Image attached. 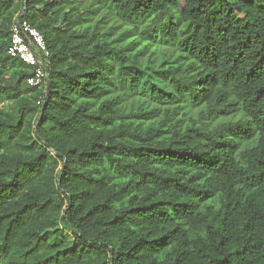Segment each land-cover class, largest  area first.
<instances>
[{
  "label": "trees",
  "instance_id": "1",
  "mask_svg": "<svg viewBox=\"0 0 264 264\" xmlns=\"http://www.w3.org/2000/svg\"><path fill=\"white\" fill-rule=\"evenodd\" d=\"M24 1L39 86L6 52ZM24 1L0 0V264H264V0Z\"/></svg>",
  "mask_w": 264,
  "mask_h": 264
},
{
  "label": "built area",
  "instance_id": "2",
  "mask_svg": "<svg viewBox=\"0 0 264 264\" xmlns=\"http://www.w3.org/2000/svg\"><path fill=\"white\" fill-rule=\"evenodd\" d=\"M23 11L22 8L13 18L6 52L31 66L32 74L26 78V84L39 86L47 77L43 60L49 56V50L40 31L27 20L21 19Z\"/></svg>",
  "mask_w": 264,
  "mask_h": 264
},
{
  "label": "rangeland",
  "instance_id": "3",
  "mask_svg": "<svg viewBox=\"0 0 264 264\" xmlns=\"http://www.w3.org/2000/svg\"><path fill=\"white\" fill-rule=\"evenodd\" d=\"M88 1H89V0H88ZM236 14L238 15L239 18L242 17V13H241V12L237 11ZM112 17H113V15H111V18H112Z\"/></svg>",
  "mask_w": 264,
  "mask_h": 264
},
{
  "label": "water",
  "instance_id": "4",
  "mask_svg": "<svg viewBox=\"0 0 264 264\" xmlns=\"http://www.w3.org/2000/svg\"><path fill=\"white\" fill-rule=\"evenodd\" d=\"M24 7H23V10H24V8H25V6H26V3H25V1H24ZM48 81V80H47ZM47 81H46V90L48 89V85H47Z\"/></svg>",
  "mask_w": 264,
  "mask_h": 264
}]
</instances>
